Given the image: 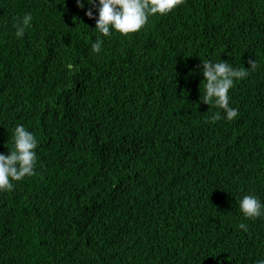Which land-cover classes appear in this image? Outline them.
Segmentation results:
<instances>
[{
  "label": "trees",
  "instance_id": "1",
  "mask_svg": "<svg viewBox=\"0 0 264 264\" xmlns=\"http://www.w3.org/2000/svg\"><path fill=\"white\" fill-rule=\"evenodd\" d=\"M0 264H264V0H0Z\"/></svg>",
  "mask_w": 264,
  "mask_h": 264
}]
</instances>
